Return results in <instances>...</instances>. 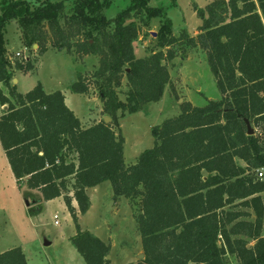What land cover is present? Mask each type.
<instances>
[{
  "label": "trees",
  "instance_id": "obj_1",
  "mask_svg": "<svg viewBox=\"0 0 264 264\" xmlns=\"http://www.w3.org/2000/svg\"><path fill=\"white\" fill-rule=\"evenodd\" d=\"M111 2L45 0L31 8L28 0L3 1L0 144L14 178L44 200L63 198L76 227L69 240L85 264L110 262V244L79 223L91 207L86 189L104 181L135 210L144 258L126 264H227L228 254L237 264H264V179L257 176L264 166V0L195 5L202 20L196 36L186 29L175 35L165 7L150 0H129L109 18L103 9ZM155 18L156 50L138 57L134 43ZM14 19L24 44H37L40 55L54 48L74 58L97 56L93 74L79 73L70 90L88 95L93 84L111 122L83 126L63 92H46L41 83L17 90L15 71L32 72L35 65L7 55L4 29ZM196 47L205 52L221 97L201 106L183 102L178 115L152 128L154 146L126 164L117 112L160 100L170 80L165 61ZM123 77L125 100L117 90ZM246 120L261 136L248 134ZM0 264H27L25 253L21 247L0 252Z\"/></svg>",
  "mask_w": 264,
  "mask_h": 264
},
{
  "label": "rangeland",
  "instance_id": "obj_2",
  "mask_svg": "<svg viewBox=\"0 0 264 264\" xmlns=\"http://www.w3.org/2000/svg\"><path fill=\"white\" fill-rule=\"evenodd\" d=\"M3 1L0 0V14ZM28 1L31 8H35L45 0ZM172 2L150 0L149 4L165 7L175 35L186 29L191 36H196L202 20L197 15L195 5L205 7L210 0H176V4ZM128 3L129 0H112L103 12L109 18L114 17L126 8ZM159 23V18L153 19L151 25L144 28L135 41L138 57L149 55L156 50V35L149 30L157 32ZM4 38L7 55L11 61H24V56L34 61L35 69L32 72L14 73V79L18 80L14 84L20 93H25L41 83L46 92L60 90L66 94L70 106L85 126L106 116L112 121V117L102 111V102L93 84L88 95L70 90V85L78 79L79 73L88 77L93 74L98 66L97 56L84 55L74 58L64 50L54 48H49L40 55L38 46L28 47L24 44L22 28L15 19L5 26ZM18 51L22 53L21 56L16 55ZM165 64L170 72V80L162 98L147 102L136 112H117L119 126L116 125L115 128L125 140L126 164L135 163L141 152L154 146L152 128L162 124L165 119L178 115L183 102L190 101L201 106L207 102V98L217 100L220 95L205 52L200 47L188 49L184 56L178 53L172 61H165ZM128 89L127 79L123 77L121 86L117 88L122 100L126 99ZM1 111L0 108V115ZM254 131L261 136L259 127H255ZM87 193L91 196L92 208L85 214H79V223L82 229L91 231L110 244L109 264H126L141 260L138 259L139 254L143 253L141 236L131 200L124 195L114 197L110 181H104L96 188L89 187ZM38 199L41 201L26 204V200L31 203L32 200ZM55 214L58 216V224H55ZM250 219H254V216ZM75 232V224L61 198L44 200L38 190L29 189L24 183L18 184L15 181L0 144V252L21 247L29 264H76L71 251L78 257L80 254L69 240V236ZM46 242H49V245H45ZM225 258L227 264L238 263L234 255L228 254Z\"/></svg>",
  "mask_w": 264,
  "mask_h": 264
},
{
  "label": "crops",
  "instance_id": "obj_3",
  "mask_svg": "<svg viewBox=\"0 0 264 264\" xmlns=\"http://www.w3.org/2000/svg\"><path fill=\"white\" fill-rule=\"evenodd\" d=\"M149 32H154V31H152V30H149ZM135 46V45H134ZM135 54L137 55V53H136V47H135ZM18 80H16V82H17ZM14 84V83H13ZM2 88H3V90H4V92L6 93V94H8V89L7 88H5V87H3L2 86ZM65 95V102H66V104H67V106L70 108V109H72L74 112H75V110L70 106V104H69V98H68V96L66 95V94H64ZM221 97V94L219 95V97L217 98V99H219ZM207 99H209V98H207ZM190 102V101H189ZM194 105V104H193ZM1 109H4L5 108V106H3V107H0ZM99 120H97L96 122H98ZM96 122H94V123H96ZM82 123V122H81ZM93 123V124H94ZM82 125L83 126H85L83 123H82ZM92 125V124H91ZM88 126H90V125H88ZM85 127H87V126H85ZM3 150V149H2ZM4 152V151H3ZM5 155V154H4ZM6 157V156H5ZM6 160H7V158H6ZM8 162V161H7ZM8 166H9V163H8ZM9 168H10V166H9ZM10 170H11V168H10ZM12 172V171H11ZM13 174V173H12ZM14 177V176H13ZM15 179V178H14ZM15 181H16V179H15ZM17 182V181H16ZM98 186V185H97ZM97 186H95L94 188H96ZM88 189V188H87ZM87 189H86V192H87ZM88 194V193H87ZM89 195V194H88ZM89 197H90V199H91V196L89 195ZM59 198H61L62 200H63V198L62 197H57V198H54V199H59ZM54 199H52V200H54ZM39 200V199H38ZM40 201H41V199H40ZM51 201V200H50ZM72 203H73V206L75 207V208H77L78 207V205H77V202H76V200H74L73 199V201H72ZM91 208H92V201H91ZM79 219H80V215H79ZM72 235V234H71ZM70 235V236H71ZM70 236H69V238H70ZM23 250V249H22ZM24 252V251H23ZM25 253V252H24ZM78 253V252H77ZM79 254V253H78ZM71 255H72V258L75 260V262H76V264H84V259L81 257V255H80V257H78V255L76 254V253H74V251H71ZM25 256H26V253H25ZM26 260H27V257H26ZM110 260H111V256H110ZM27 264H29V262H28V260H27ZM48 264H51V263H48Z\"/></svg>",
  "mask_w": 264,
  "mask_h": 264
},
{
  "label": "water",
  "instance_id": "obj_4",
  "mask_svg": "<svg viewBox=\"0 0 264 264\" xmlns=\"http://www.w3.org/2000/svg\"><path fill=\"white\" fill-rule=\"evenodd\" d=\"M153 34H157L156 32H152ZM35 46H37V44H34ZM126 71H129V68L126 69ZM16 82V79H13V83ZM103 120L108 123L109 121H111V118L106 116V117H103ZM246 123H247V129H248V134H253L254 130L253 128L251 127L250 123L246 120ZM38 202L37 200H32V202L30 203L28 200H26V204L27 205H31L32 203H36ZM45 245H49V242H46ZM107 259L110 258V255L108 254L106 256ZM144 258V253H140L139 256H138V259H143Z\"/></svg>",
  "mask_w": 264,
  "mask_h": 264
},
{
  "label": "built area",
  "instance_id": "obj_5",
  "mask_svg": "<svg viewBox=\"0 0 264 264\" xmlns=\"http://www.w3.org/2000/svg\"><path fill=\"white\" fill-rule=\"evenodd\" d=\"M21 52L20 51H18V52H16V55L17 56H21ZM29 57H27V56H24L23 57V59H28ZM257 176L259 177V178H263L264 177V166L263 167H261V168H259V169H257ZM54 218H55V224H58L59 222H58V216L55 214L54 215Z\"/></svg>",
  "mask_w": 264,
  "mask_h": 264
}]
</instances>
